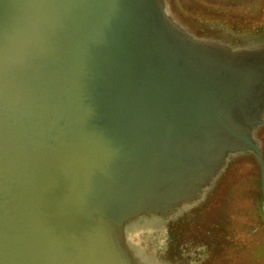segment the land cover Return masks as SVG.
<instances>
[{
    "label": "water",
    "instance_id": "water-1",
    "mask_svg": "<svg viewBox=\"0 0 264 264\" xmlns=\"http://www.w3.org/2000/svg\"><path fill=\"white\" fill-rule=\"evenodd\" d=\"M187 23L167 0H0V264H153L127 231L239 154L264 200V37Z\"/></svg>",
    "mask_w": 264,
    "mask_h": 264
},
{
    "label": "rangeland",
    "instance_id": "rangeland-1",
    "mask_svg": "<svg viewBox=\"0 0 264 264\" xmlns=\"http://www.w3.org/2000/svg\"><path fill=\"white\" fill-rule=\"evenodd\" d=\"M167 9H175L183 23L188 20L206 30V36L229 35L228 41L236 44L242 38L264 37V32L239 34L226 28L261 25L264 0H167ZM257 135L264 153V126ZM215 183L205 202L178 219L128 230L130 245L153 264H264V200L257 158L250 153L233 157ZM177 244L182 248L176 254ZM212 247L218 250L211 252Z\"/></svg>",
    "mask_w": 264,
    "mask_h": 264
},
{
    "label": "flooded vegetation",
    "instance_id": "flooded-vegetation-1",
    "mask_svg": "<svg viewBox=\"0 0 264 264\" xmlns=\"http://www.w3.org/2000/svg\"><path fill=\"white\" fill-rule=\"evenodd\" d=\"M255 22H257V20L254 21V23H255ZM258 22H259V21H258ZM253 26H255V25H253ZM262 26H264V21H263V23H262ZM208 248H209V245H208ZM210 262H211V260L208 261V264H209Z\"/></svg>",
    "mask_w": 264,
    "mask_h": 264
},
{
    "label": "trees",
    "instance_id": "trees-1",
    "mask_svg": "<svg viewBox=\"0 0 264 264\" xmlns=\"http://www.w3.org/2000/svg\"><path fill=\"white\" fill-rule=\"evenodd\" d=\"M262 14V13H261ZM259 24V23H258Z\"/></svg>",
    "mask_w": 264,
    "mask_h": 264
}]
</instances>
